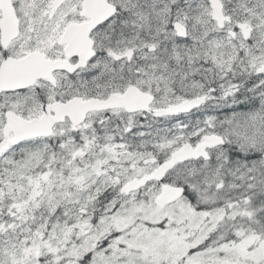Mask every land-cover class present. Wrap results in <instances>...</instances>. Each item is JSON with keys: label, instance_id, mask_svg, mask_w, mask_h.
Wrapping results in <instances>:
<instances>
[{"label": "snow or ice", "instance_id": "1", "mask_svg": "<svg viewBox=\"0 0 264 264\" xmlns=\"http://www.w3.org/2000/svg\"><path fill=\"white\" fill-rule=\"evenodd\" d=\"M0 264H264V0H0Z\"/></svg>", "mask_w": 264, "mask_h": 264}]
</instances>
